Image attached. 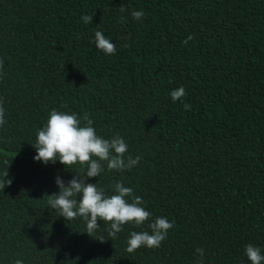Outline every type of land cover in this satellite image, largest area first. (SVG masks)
<instances>
[{
  "label": "trees",
  "instance_id": "trees-1",
  "mask_svg": "<svg viewBox=\"0 0 264 264\" xmlns=\"http://www.w3.org/2000/svg\"><path fill=\"white\" fill-rule=\"evenodd\" d=\"M0 58V177L7 160L12 180L0 188V264H196L197 248L203 264H251L248 244L264 254V0H0ZM52 109L89 114L98 135L142 157L123 172L105 162L86 183L111 192L122 180L149 221L112 240L102 220L92 237L83 218L47 208L56 177L80 168L34 160ZM156 217L174 221L161 246L127 252Z\"/></svg>",
  "mask_w": 264,
  "mask_h": 264
},
{
  "label": "clouds",
  "instance_id": "clouds-1",
  "mask_svg": "<svg viewBox=\"0 0 264 264\" xmlns=\"http://www.w3.org/2000/svg\"><path fill=\"white\" fill-rule=\"evenodd\" d=\"M120 10L125 11L123 7ZM131 15L135 20L145 17L143 10H134ZM81 19L85 24L92 22L91 15H82ZM194 38L189 34L183 43L188 44ZM95 46L105 55L116 53V45L101 31L95 32ZM3 68L4 59L0 58V78L4 75ZM186 95L183 86L170 92L174 103L182 100ZM183 107L184 110L191 111L190 104L184 103ZM5 123V108L3 101L0 100V127ZM93 125L94 120L90 119L87 113L81 117L75 112L52 109L46 124L37 130L36 142L32 144L36 149L34 160L45 165L55 164L59 160L68 169L80 165L79 169L74 170L76 174L67 184L59 176L56 177L55 182L59 192L47 195V208L54 209L58 216L70 222L76 218H83L86 222L85 232L90 236L100 228L97 221L102 220L103 223L110 224L106 231L114 240L117 233L123 231L124 225L131 223L139 227L151 219L152 213L146 210V201L141 196L135 195L134 189L125 186L122 180L116 181L111 186V192L98 186L97 183H86V181L88 178L99 177L104 171L105 162L109 171L123 172L130 171L138 165L142 157L139 155L135 158L131 155L126 157L128 144L119 134L106 139L97 134ZM4 164L7 168L0 177L2 189L12 183V180L7 178L10 162L5 160ZM173 227L174 221L170 222L166 217H156L148 224L150 232H130L126 251L133 253L141 247L152 249L160 247ZM99 240L104 241L102 237ZM195 251L200 257L196 264H203L204 249L197 248ZM244 251L251 264H264V254L260 247L248 244ZM15 264H23V261L17 259Z\"/></svg>",
  "mask_w": 264,
  "mask_h": 264
}]
</instances>
